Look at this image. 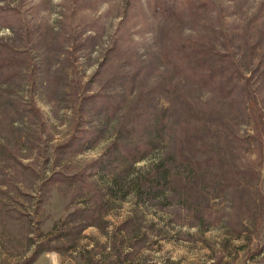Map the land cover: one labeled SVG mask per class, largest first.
<instances>
[{"label":"rangeland","instance_id":"374dc122","mask_svg":"<svg viewBox=\"0 0 264 264\" xmlns=\"http://www.w3.org/2000/svg\"><path fill=\"white\" fill-rule=\"evenodd\" d=\"M158 3L0 0V264H264V0Z\"/></svg>","mask_w":264,"mask_h":264},{"label":"trees","instance_id":"16d2710c","mask_svg":"<svg viewBox=\"0 0 264 264\" xmlns=\"http://www.w3.org/2000/svg\"><path fill=\"white\" fill-rule=\"evenodd\" d=\"M160 2L161 4H166L168 6L167 8L177 7L179 9L180 7L186 5L191 8H189L190 10H193V8H198L200 0H182L181 2L180 0H159L158 5H160Z\"/></svg>","mask_w":264,"mask_h":264},{"label":"bare ground","instance_id":"6f19581e","mask_svg":"<svg viewBox=\"0 0 264 264\" xmlns=\"http://www.w3.org/2000/svg\"><path fill=\"white\" fill-rule=\"evenodd\" d=\"M55 259V263H57V260H56V258H54Z\"/></svg>","mask_w":264,"mask_h":264}]
</instances>
